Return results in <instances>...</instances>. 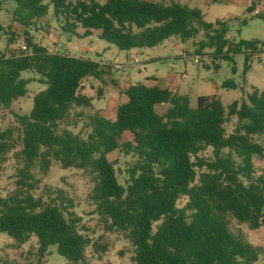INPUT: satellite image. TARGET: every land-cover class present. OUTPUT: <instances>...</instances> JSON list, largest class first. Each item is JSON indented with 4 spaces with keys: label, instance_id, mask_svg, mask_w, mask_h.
Here are the masks:
<instances>
[{
    "label": "trees",
    "instance_id": "trees-1",
    "mask_svg": "<svg viewBox=\"0 0 264 264\" xmlns=\"http://www.w3.org/2000/svg\"><path fill=\"white\" fill-rule=\"evenodd\" d=\"M7 2L15 7L12 23L20 25L23 45L14 48L20 35L11 25L0 24L6 37L0 52V108L10 109L26 96L30 81L22 78L23 72L35 73L46 88L34 96L29 114H15L23 167L16 190L0 196V233L17 246L35 237L39 262L52 247L69 264H87L89 247L106 252L105 245L80 227L81 217L62 190L57 191L62 204L34 195L35 167L47 174L57 163L89 176L90 199L101 226L108 233H123L133 247L134 264L256 263L260 249L235 234L231 222L251 231L264 228V171L257 173L254 162L255 157L264 159V90H253L247 100L234 101L228 109L216 95L200 96L193 108L186 96L140 83L125 91L127 102L110 119L93 111L94 100L81 86L83 81L101 80L107 66L51 51L31 32L51 16L62 35L84 39L96 34L120 51L203 34L197 54L212 50L208 56L215 64L234 62V56L243 53L245 73L264 44L230 42L227 21L208 23L200 9L177 2L3 0L0 13ZM236 87L233 81L223 83L226 89ZM161 105L168 106L163 114L157 111ZM232 117L237 126L228 135L225 125ZM15 130H0V170L17 146ZM127 133L130 139L123 141ZM208 150L211 155L206 157ZM117 151L129 159L124 169L108 158ZM182 198L187 202L179 207Z\"/></svg>",
    "mask_w": 264,
    "mask_h": 264
},
{
    "label": "rangeland",
    "instance_id": "rangeland-1",
    "mask_svg": "<svg viewBox=\"0 0 264 264\" xmlns=\"http://www.w3.org/2000/svg\"><path fill=\"white\" fill-rule=\"evenodd\" d=\"M151 1L164 2L167 5L177 2L190 8L200 9L204 20L208 23H214L217 20L227 21L229 23L227 38L230 42L259 40L264 44V15L262 13L256 16L254 12H248L252 2L255 3L254 8L258 6V0H218L215 3L212 0ZM14 8L12 3L4 4L3 11L0 13V24L4 27L11 25L12 29L20 35L18 45L14 46L17 48L23 45V35L20 25L12 23ZM37 27L38 29H32L31 33L36 36V41L49 50L85 57L103 62V65L107 66L106 74L101 76V80H92V86L86 81L82 86L83 93L94 100L93 111H99L107 118H112L110 116L121 104L122 89L126 87L125 85L134 86L140 83L151 85V77L171 76L178 84L176 90L180 95L189 98L193 108L197 106V99L200 96L216 95L225 109H228L234 101L247 100L248 94L253 90H264V47L260 53L253 55L249 63L250 69L245 73V54L243 53L235 55L234 62L220 60L215 64H212L208 56L212 50L206 49L202 51L203 55L197 54L196 50L204 38L203 34L186 41L172 37L154 48L120 51L96 36L78 39L68 34L62 35L59 24L51 16L43 18ZM5 48L6 37L2 32L0 33V52ZM195 57L202 58L200 63H195ZM116 65L124 67L125 71L117 70ZM22 78L30 81L26 96L15 102L10 109L0 108V130L16 129L17 142L16 148L7 154L0 170V196L4 198L16 190L19 170L23 167V159L20 155L22 149L19 139L20 131L15 114H29L33 108L34 96L46 88L38 82L39 77L31 71L23 72ZM226 81H233L237 85L236 89L223 88V83ZM167 107V105L158 106V113L163 114ZM81 126V124L78 126L76 132ZM236 126L237 118H230L225 125L227 134L233 133ZM129 139L130 135L125 134L123 141ZM204 155L210 156L211 150ZM108 158L110 161H116V167L120 169H124L126 161L129 160L118 151L109 154ZM254 162L257 173L264 171L263 158L255 157ZM34 177L36 188L33 193L36 197H41L46 202L52 198L57 204H62L64 201L59 199L57 194L58 190H62V196L73 201L75 215L81 217L80 227L87 231L86 233L94 242L107 247L106 252L100 253L94 252L89 247L86 251L87 264H134L132 262L133 247L124 239L123 233H108L101 226L95 214V206L90 199L93 184L84 171L73 168L63 169L54 163L47 174L42 173L36 166ZM186 202L187 199L182 198L178 203L179 207L185 206ZM231 230L235 234L243 235L250 244L260 249L259 260L254 264H264V228L251 231L247 226H239L232 220ZM36 252L35 237H32L30 242L17 246L10 236L0 233V261L7 260L11 264H69L67 259L58 254L56 247H52L48 256L40 262Z\"/></svg>",
    "mask_w": 264,
    "mask_h": 264
},
{
    "label": "crops",
    "instance_id": "crops-1",
    "mask_svg": "<svg viewBox=\"0 0 264 264\" xmlns=\"http://www.w3.org/2000/svg\"><path fill=\"white\" fill-rule=\"evenodd\" d=\"M149 1H151V0H149ZM259 1V3H258V6L256 7V8H254V11L255 10H259L260 12H261V14L260 15H262V13H263V15H264V0H258ZM153 2H155V1H153ZM252 3H254V2H252ZM253 11V12H254ZM94 36H96L97 37V35L96 34H94ZM102 64H103V62H102ZM130 77V76H129ZM130 78H128V80H129ZM151 85H147V86H150V87H154V86H156V87H159V88H162V89H169V90H171L172 92H175V93H178L179 94V92L176 90L177 88H178V84L176 83V82H174L173 81V78L171 77V76H167L166 78L165 77H162V78H156V77H151ZM89 83V85L90 86H92L93 85V82L91 81H89L88 82ZM146 85V84H145ZM126 87L125 88H123L122 89V101H121V104H124V103H126L127 102V97H126V95H125V91L130 87V86H128V85H125ZM121 104H119V105H121ZM118 105V106H119ZM117 106V107H118ZM117 109V108H116ZM115 109V111H114V114L113 115H111L110 117H112V118H110V119H113L114 117H115V115H116V110ZM103 116H104V114L103 113H101ZM104 117H106V116H104ZM107 118V117H106Z\"/></svg>",
    "mask_w": 264,
    "mask_h": 264
},
{
    "label": "built area",
    "instance_id": "built-area-1",
    "mask_svg": "<svg viewBox=\"0 0 264 264\" xmlns=\"http://www.w3.org/2000/svg\"><path fill=\"white\" fill-rule=\"evenodd\" d=\"M260 14H261V12H260L259 10H255V11H254V15H256V16H259ZM200 60H202V58H200V57H195V63H200ZM135 62L137 63V60H135ZM115 68H116L117 70L122 69L123 71H125V68H124V67H121V66H119V65H116ZM85 82H86V81H83L82 84H81V86L85 85Z\"/></svg>",
    "mask_w": 264,
    "mask_h": 264
}]
</instances>
